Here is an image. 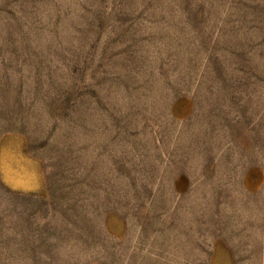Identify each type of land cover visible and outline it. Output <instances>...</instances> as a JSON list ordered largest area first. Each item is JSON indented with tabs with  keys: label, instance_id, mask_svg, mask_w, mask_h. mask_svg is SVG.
Masks as SVG:
<instances>
[{
	"label": "rangeland",
	"instance_id": "obj_1",
	"mask_svg": "<svg viewBox=\"0 0 264 264\" xmlns=\"http://www.w3.org/2000/svg\"><path fill=\"white\" fill-rule=\"evenodd\" d=\"M0 264H264V0H0Z\"/></svg>",
	"mask_w": 264,
	"mask_h": 264
}]
</instances>
